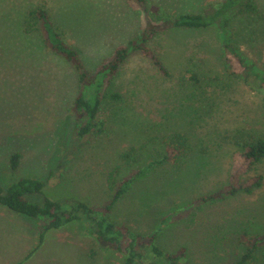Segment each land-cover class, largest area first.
I'll use <instances>...</instances> for the list:
<instances>
[{"label":"rangeland","instance_id":"1","mask_svg":"<svg viewBox=\"0 0 264 264\" xmlns=\"http://www.w3.org/2000/svg\"><path fill=\"white\" fill-rule=\"evenodd\" d=\"M256 3L257 21L239 15L228 24L234 13L228 14V0H147L146 10L136 0H0V185L6 190L19 179H39L45 197L86 203L143 236L138 245L150 259L151 234L167 253L185 248L181 264H237L249 247L263 246L264 161L250 168L238 145L264 136V84L248 68L264 76V0ZM43 6L77 49L89 80L118 47L130 48L103 99V134L80 138L88 119L74 110L83 91L78 71L46 48L39 33L26 32L28 11ZM182 15H203L210 25L173 26ZM132 42L154 52L168 75ZM175 132L192 142L184 164L147 169L108 212L121 184L161 155L163 137ZM132 148L136 158L122 159ZM16 152L23 157L13 171ZM214 194L215 200L206 198ZM49 222L0 205V264H126L116 245L97 238L90 220L58 229H47ZM258 257L264 264L263 252Z\"/></svg>","mask_w":264,"mask_h":264},{"label":"trees","instance_id":"2","mask_svg":"<svg viewBox=\"0 0 264 264\" xmlns=\"http://www.w3.org/2000/svg\"><path fill=\"white\" fill-rule=\"evenodd\" d=\"M141 6L147 4V0H136ZM228 14L232 11V19L228 18V24L233 20H238V16L257 21L256 15L259 13L256 0H228ZM144 7V9H145ZM146 10V9H145ZM238 13V14H237ZM242 20V19H239ZM203 15H182L173 22V26L182 29H202L207 28L210 24L205 22ZM26 32H37L43 38L46 48L52 50L54 53L62 56L67 61L71 62L79 74V83L83 90L75 100L74 110H77L82 118H87L88 122L80 130L79 136L83 139L85 136L92 134H103L105 123L99 121V114L102 108L103 99L108 97L106 90H109L114 81L120 75L122 67L128 59L130 48L127 46H120L116 49L113 59L100 67L95 74L93 80H89V74L85 70L84 63L74 45L68 42L64 35L56 28L52 22L51 15L46 7H38L28 11L26 16ZM226 24V22H225ZM238 28L243 25L242 21L236 22ZM229 26V25H228ZM146 43V41H145ZM131 43L132 49L135 52L143 51L146 57L152 58L155 65L165 75H168L166 65L158 56L154 54L149 48H144L140 45ZM232 41H228V48H230L238 57V49L232 47ZM249 73L254 75L264 84V76L257 74L251 67ZM112 99H120L117 94L111 95ZM162 146L163 152L161 155H155L144 169H141L134 177L129 178L121 184L119 189L112 197V201L106 210L110 212L119 200L125 196L130 188L135 184L139 178L146 175L147 169L154 168L163 163H172L175 165H182L184 161L189 158L192 152L191 140L188 135L182 132H175L170 137H163ZM250 139L244 141L240 140L238 145L243 148L241 151L243 160L250 168H255L264 161V136L252 135ZM159 140V137H152V140ZM148 138L147 142H149ZM160 141V140H159ZM157 143V142H155ZM149 146V145H148ZM242 146V147H241ZM146 147V144L145 146ZM138 150L132 148L129 152L122 154V159L132 161L136 158ZM23 155L19 152L11 156V169L16 171L21 165ZM138 158V157H137ZM114 174L109 176V188L114 192L116 189V182L114 181ZM262 186V177H258L255 181V187ZM45 182L35 178H23L17 180L6 190L0 185V205L34 219L47 218L50 222L47 229H58L73 221L80 219H88L94 224L93 233L101 241L116 245L118 249L125 255L126 264H136L150 261L151 264H181V260L186 256L185 248L178 250L175 254L167 253L158 243L156 234L150 235V243L153 245L154 258L150 259L147 252H142L139 248L138 242L142 243L144 237L136 234L128 227L111 223L107 217L100 216L101 210L92 208L86 203L75 202L61 203L53 201L45 197ZM240 189L232 190L233 194L238 193ZM247 193L253 190L245 189ZM228 194V191L226 192ZM44 196L41 202H33L30 200L32 196ZM217 194L206 197L209 200H215ZM43 238V235H42ZM252 240V238H250ZM261 242L248 248L247 254L237 264H259L261 261L258 257L259 252H263L264 245L259 246ZM161 260V261H160Z\"/></svg>","mask_w":264,"mask_h":264}]
</instances>
